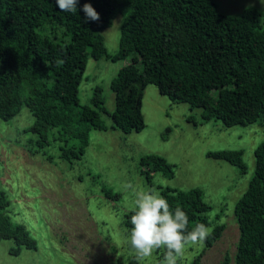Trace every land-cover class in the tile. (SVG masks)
Masks as SVG:
<instances>
[{"label":"trees","instance_id":"obj_1","mask_svg":"<svg viewBox=\"0 0 264 264\" xmlns=\"http://www.w3.org/2000/svg\"><path fill=\"white\" fill-rule=\"evenodd\" d=\"M85 3L99 13L98 22L86 20ZM76 8V13L62 12L55 0H0V118L10 119L23 106L29 109L34 121L23 131L33 135L27 141L34 153L58 142L61 159L79 160L89 131L106 129L100 117L108 113L101 87L94 88L90 105L79 102L78 87L89 57L115 61L131 56L110 81L115 102L111 127L125 133L144 127L141 105L148 84L191 110L201 108L203 121L244 126L264 114V12L257 8L224 14L214 0H77ZM117 14L123 22L118 50L111 54L102 30ZM66 36L68 41H57ZM187 120L196 123L191 115ZM206 155L246 170L240 149ZM254 157L253 174L234 206L239 229L234 264H264V140L255 147ZM139 165L148 181L152 170L173 176V165L157 154L143 155ZM160 194L172 210L180 207L187 214L189 231L197 223L208 226L210 206L200 188L165 187ZM8 204L0 187V240L14 241L9 249L13 255L23 247L36 249L26 227L6 213ZM130 216L129 211L124 219L128 230ZM223 229L222 223L212 227L204 249ZM201 254L188 264H198Z\"/></svg>","mask_w":264,"mask_h":264},{"label":"rangeland","instance_id":"obj_2","mask_svg":"<svg viewBox=\"0 0 264 264\" xmlns=\"http://www.w3.org/2000/svg\"><path fill=\"white\" fill-rule=\"evenodd\" d=\"M214 1L224 14L240 13L248 6L264 12V0ZM122 22L123 16L117 14L102 30L111 54L118 50ZM63 40L69 36L57 39ZM130 61L131 56L115 61L88 58L78 87L79 102L90 105L99 86L108 113H100L106 129L89 131V143L79 160L61 159L58 142H50L43 153L31 150L27 140L33 135L23 131L34 121L27 107L8 120L0 118V187L9 199L6 213L12 222L23 224L37 244L36 249L23 247L13 255L9 249L14 241L1 239L0 264H165L162 248L138 259L124 224L136 191L160 193L165 187L200 188L210 206L207 227L224 225L210 247H186L176 264H188L201 252L198 264H234L239 237L234 206L254 171V149L264 140V114L244 126L203 121L201 108L191 110L187 103L174 102L148 84L141 105L144 127L125 133L111 127L109 114L115 102L110 81ZM189 115L196 123L187 120ZM221 149L242 150L246 170L206 155ZM146 154L164 157L173 165V176L152 170L148 181L139 165Z\"/></svg>","mask_w":264,"mask_h":264},{"label":"clouds","instance_id":"obj_3","mask_svg":"<svg viewBox=\"0 0 264 264\" xmlns=\"http://www.w3.org/2000/svg\"><path fill=\"white\" fill-rule=\"evenodd\" d=\"M55 3L62 12L77 11V0H55ZM82 10L86 20H100L99 13L91 4L85 3ZM134 194V204L129 209L132 227L128 243L135 250L138 259L149 257L154 250L164 248L165 264H176L186 247H202L212 234V229L204 223H197L189 231L187 214L180 207L172 210L159 192L139 190Z\"/></svg>","mask_w":264,"mask_h":264}]
</instances>
